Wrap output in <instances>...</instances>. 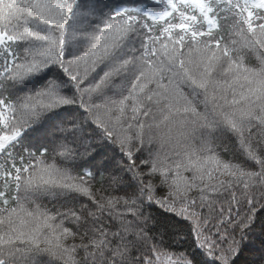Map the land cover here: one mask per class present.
Returning <instances> with one entry per match:
<instances>
[{
    "label": "snow or ice",
    "instance_id": "6c2138e0",
    "mask_svg": "<svg viewBox=\"0 0 264 264\" xmlns=\"http://www.w3.org/2000/svg\"><path fill=\"white\" fill-rule=\"evenodd\" d=\"M0 264H264V0H0Z\"/></svg>",
    "mask_w": 264,
    "mask_h": 264
},
{
    "label": "trees",
    "instance_id": "16d2710c",
    "mask_svg": "<svg viewBox=\"0 0 264 264\" xmlns=\"http://www.w3.org/2000/svg\"><path fill=\"white\" fill-rule=\"evenodd\" d=\"M108 3L111 5V6H120V5H124V4H131L133 3L132 0H108ZM41 30H43V26H40ZM83 48V45H80L78 46L77 49H74V51L78 52L81 51ZM61 76H63V74L61 73ZM47 79V76H44L43 74H40L38 77H36V82L37 84H34L32 85L31 82L29 83H24V84H21V85H18V87H20L21 89H24V90H27L29 88H35V87H39L40 85H42L45 80ZM62 91L67 94V95H71V91L69 88H64L62 89ZM64 108H68V109H73V108H76L78 106L76 105H68V106H63ZM62 109H56V111H61ZM51 113H49L50 115ZM221 142H226V141H221ZM165 215H169L167 213H165ZM179 219V218H177Z\"/></svg>",
    "mask_w": 264,
    "mask_h": 264
}]
</instances>
